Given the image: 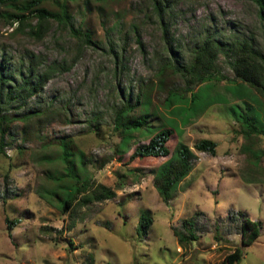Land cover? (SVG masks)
<instances>
[{"label":"rangeland","instance_id":"1","mask_svg":"<svg viewBox=\"0 0 264 264\" xmlns=\"http://www.w3.org/2000/svg\"><path fill=\"white\" fill-rule=\"evenodd\" d=\"M68 8L73 27L50 18L41 36L30 29L36 16L22 24L0 16L3 70L18 83L31 58L38 72H52L35 94L18 88L8 100L0 88V264H220L241 246L246 215L260 220V234L241 246L239 264H264V90L235 76L221 53L203 82L183 70L208 32L222 40L240 32L264 53L256 2L71 0ZM168 90L182 94L171 105ZM137 96L141 103L120 122L149 116L126 144L115 115ZM243 113L262 132L245 136ZM146 126L172 128L168 148L182 141L195 153L168 200L154 184L168 155L130 156L147 141ZM202 137L217 141L215 154L193 147ZM66 151L74 153L76 177L65 175ZM99 184L115 195L83 202ZM73 194L63 210L62 199ZM148 212L152 223L143 233L138 220ZM5 217L14 220L11 235Z\"/></svg>","mask_w":264,"mask_h":264},{"label":"trees","instance_id":"2","mask_svg":"<svg viewBox=\"0 0 264 264\" xmlns=\"http://www.w3.org/2000/svg\"><path fill=\"white\" fill-rule=\"evenodd\" d=\"M45 1L47 0H0V7L2 8L0 10V16L10 22L17 21L21 24L27 23L31 18L30 15L36 16L38 20L35 25L30 26V29L38 36H41L45 32L47 28V20L50 18L56 19L64 24H70V27H73V24L71 23L72 13L68 8V2L71 0H61L60 2H57V8L47 7L44 5ZM82 1L87 2V0ZM254 1L258 6V15L264 27V0ZM155 8L159 10L160 13L163 10L158 1H155ZM163 26V31L166 34V26L164 24ZM75 31L77 34H80L81 30L77 28ZM82 34L87 41H93L88 31H84ZM220 53L227 59L235 76L259 91L264 90V53L252 44L249 36L241 35L240 32L231 33L225 40H222L212 32H208L196 45L193 60L188 66L183 68V70L190 74L189 80L196 79L200 83L213 75L216 68V60ZM34 62L35 60L30 58L26 67V74H23V72L20 71L21 81L18 83H16L17 79L11 72L3 70L4 64L2 61L0 62V88L3 87L6 89L5 96L8 100H10L11 97L13 98L16 96L14 91L18 88L25 90L27 94H35L42 88L52 72L47 70L44 72H38L37 68L34 66ZM1 95L2 93H0V97ZM177 95L182 94L180 92L168 90L166 96L167 102L171 105V103L175 101ZM128 102L129 101H127L125 105L119 107L115 115L116 125L120 124L122 125L121 128L124 129L122 142L126 144L132 139L137 130L140 132L144 130L143 127L146 124L147 116H149L148 112H144L143 115L135 116L126 122H120L131 108L133 109L136 104L141 103V99L137 96L135 102L131 104ZM3 121L4 117L0 114V123L2 124ZM240 122L242 132L245 136L262 132V130L258 129L254 119L247 113L242 114ZM146 128L149 132L147 141L137 142L130 156L145 155L163 157L168 155V157L157 167L154 179V184L159 195L164 200H168L172 196V191L190 171L195 153L190 145L182 141H177V144H175L172 151L168 148L167 141L172 132V128L164 127L161 129L159 128V130L156 131L148 128V126H146ZM3 136L4 130L2 129L0 133V152H3ZM216 145V140L202 137L194 142L193 147L200 151L215 154ZM124 148L126 150V148L128 149V146L124 147L121 143L120 150H123ZM64 154L61 155V158H64L65 163L67 164V172L65 175L76 177L77 175L73 171L72 165H70L72 161L71 156L74 154L73 151ZM81 190H83V185L77 184L76 191L81 193ZM74 194L62 199L63 210H67L69 206L73 204L76 198ZM114 195V189L104 184H99L97 188L83 197V202L89 200H101L103 198L113 197ZM5 221L8 234L11 235L10 229L14 224V220L5 217ZM184 222L188 223L190 228L192 227L191 219H184ZM151 223L152 217L148 212L147 215H142L139 218L137 230H141V232L145 233ZM260 226V220L251 219L247 215L243 217L240 223L241 246L251 244L258 237L260 234ZM174 232L178 233V240H182L183 237H185V235L177 230H174ZM190 235L195 238V235L192 232H190ZM241 246H235L232 251L228 252L223 257L220 264H239L242 256Z\"/></svg>","mask_w":264,"mask_h":264}]
</instances>
